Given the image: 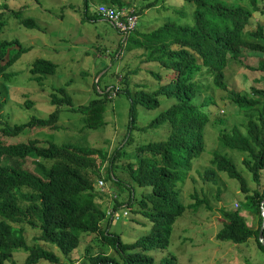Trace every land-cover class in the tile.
<instances>
[{"label": "trees", "instance_id": "16d2710c", "mask_svg": "<svg viewBox=\"0 0 264 264\" xmlns=\"http://www.w3.org/2000/svg\"><path fill=\"white\" fill-rule=\"evenodd\" d=\"M98 1L99 4L118 9L134 7L132 9L136 14H141L143 9L155 4L154 0L146 3L145 0ZM188 1L195 4L192 26L166 23L148 33L136 29L126 45L118 44L115 54L111 55L114 63L122 51H142L139 59L149 65L148 74L156 84V89L148 91L144 84L135 83L132 86L128 76L124 77L126 86L118 89L117 95L123 93L130 102V131L137 128L138 106L154 110L159 107V97L175 100L150 124L151 127L165 125L169 131L167 139L137 147L136 160L122 166V170L129 173V180L117 177L114 173L115 168L119 171L121 165L118 162L125 154V146L121 145L109 154L85 145L44 144L36 139H18L26 131L35 128L58 131L60 115L65 109L83 115L86 118V130H100L106 124L105 115L113 87L107 91L109 86L103 94H99V80L94 85L97 97L88 105L77 107L67 91V85L57 88L48 96L50 104L55 107L48 119L32 118L28 123L14 127L3 122L5 103L0 101V264H16L13 257L18 253L25 254L23 264H67L54 251L28 245L22 231L13 224H26L36 229L38 237L35 240L49 249L57 248L66 260H70V255L81 246L83 236L94 235L111 245L117 257L102 253L89 255L91 264H155L147 252L167 248L172 226L187 208L198 209L203 203L208 205V201L198 196L194 197V203L185 205L180 202L175 191L178 182L185 180L194 162L205 151V129L212 119L205 108H209L213 102L211 99L202 104L195 102L201 80L212 81L216 89L228 93L238 109H245V133L234 127L230 132H220L219 142L221 149L227 148L245 156L242 163L255 185L253 189L248 187L228 157L218 151L213 154L211 163L214 168L206 170L201 178L216 183L218 174L224 173L229 179L237 181L247 200V207L258 217V228L253 231L236 211L222 209L224 222L217 239L241 245L253 238L264 254V246L258 241L263 222L260 207L264 199V80L259 88L252 89L256 95L253 98L228 90L225 82L228 61L236 59L234 48L245 44L249 49H255L253 47L256 45L260 47L256 49L260 55L257 69L264 76V25L259 23L257 29L249 33V38L256 44L245 42L243 37L253 13L261 11L264 14V5L260 7L263 0ZM94 3L96 0L84 1L86 20H102L95 11H91ZM11 13L25 29L40 30L32 17L24 16L21 10L13 9ZM2 17L3 12L0 13V20ZM4 23V20L0 22V35ZM30 49L21 46L18 40H0V77L5 81L10 80L13 74L8 72L9 69ZM57 68L51 61L36 59L29 64L28 73L31 80L42 84L47 76L55 75ZM25 105L31 107L32 103L25 101ZM28 159L50 163L49 171H41L39 176L24 170L23 164ZM104 165L109 167V175L105 180L118 187L124 185L129 190L126 199L114 197L111 214L99 203L107 194L100 193L94 187V181L101 177ZM135 187L142 190L138 202L140 212L152 224V228L148 235L126 244L110 228L119 209L124 205H132ZM160 264L177 262L170 257Z\"/></svg>", "mask_w": 264, "mask_h": 264}, {"label": "rangeland", "instance_id": "374dc122", "mask_svg": "<svg viewBox=\"0 0 264 264\" xmlns=\"http://www.w3.org/2000/svg\"><path fill=\"white\" fill-rule=\"evenodd\" d=\"M84 1L0 0V13H4L0 22L5 21L0 40H18L21 46L31 47L9 69L8 72L13 74L10 80L5 81L0 77V101L5 103L2 110L3 122L14 127L26 124L32 118L48 119L55 110V107L50 104L49 94L66 85L74 106L88 105L97 97L94 85L101 80L97 85V91L101 89L99 94H103L106 88L111 86L107 88V91L113 87L116 95L112 97L113 91L111 92L109 97L111 101L107 105L105 115L106 124L100 130H86V118L65 109L60 115L58 131L35 128L26 131L18 139L23 141L36 139L44 144L85 145L93 149H102L109 154L121 145L125 146V154L118 162V165H121L119 171L115 168L114 173L117 177L129 180V173L123 171L122 166L128 161L136 160L137 147L167 139L169 131L165 125L151 127L150 124L160 113L174 104L175 100L159 97V107L154 110L138 106L137 128L130 131V102L123 93L117 95V90L125 88V76H128L132 86L140 83L144 84L148 91L156 89L155 82L148 74L150 67L139 59L142 51L132 53L122 51L112 63L111 55L115 54L118 44L122 43L125 46L127 42H123L111 23L103 19L86 20ZM146 1L152 0H145V3ZM263 1L260 2L261 8L264 5ZM99 2L96 0V3L91 5V11H95V5ZM154 2L152 7L145 8L141 14H137V29L148 33L166 23L180 26L194 24V2L188 0H154ZM13 9H19L24 16L32 17L40 30L22 27L12 16ZM126 9L129 8L126 7ZM135 10L138 11L137 8ZM259 23L264 25V14L261 11H255L250 25L243 34L245 42L254 43V40L249 38V33L254 32ZM245 46L248 45L234 48L236 59L228 61L225 82L228 90L240 96L253 98L256 95L252 89L259 88L264 80L263 74L257 69L260 55L256 49L260 47L256 45L253 47L255 49H249ZM36 59H45L58 66L55 75L47 76L42 84L31 80L28 73L29 64ZM101 70L102 72L97 76ZM198 91L196 103L202 104L207 99L213 102L209 108H205L212 117L205 129V151L194 162L193 169L185 180L178 182L175 191L178 193L180 202L185 205L194 203L196 196L208 201V205L203 203L198 209L187 208L185 213L174 222L167 248L153 249L147 254L154 259L155 264H160L162 260L170 257L174 258L177 264H264V254L253 238L241 245L217 239V234L224 222L222 209L236 211L244 218L250 230L254 231L258 228V217L247 207V200L240 191L238 182L229 179L224 173L218 174L216 183L207 182L201 178L206 170L214 168L211 161L213 154L218 151L233 161L248 187L255 188L251 174L242 163L245 156L227 148L221 149L219 142L220 132H230L234 127H237L241 133H245L247 113L245 109H238L227 92L216 89L212 81H199ZM25 101H30L32 106L27 107ZM125 138L127 140L122 144ZM49 167L48 162L32 159H28L26 164H23L24 170L39 176L41 171L48 172ZM107 175H109V167L104 165L101 177L97 179L104 181L109 195L107 194L99 203L102 208L112 211L115 203L113 195L123 200L129 196V190L124 185L118 187L106 181ZM97 179L94 181L96 190H98ZM262 182L264 183V171ZM134 190L132 205H124L119 209L116 214L119 219H115L110 228L126 244L134 243L148 235L152 228V224L140 212L138 202L141 199L142 190L138 187ZM125 213L127 216H124ZM13 226L22 231L28 245L54 251L67 264H91L89 255L94 256L99 253L117 257L111 245L103 242L101 237L90 235L83 236L81 246L70 255L71 261L66 260L57 248L49 249L35 240L38 237L36 229L26 224H13ZM24 258V253H18L13 257L16 264H23Z\"/></svg>", "mask_w": 264, "mask_h": 264}, {"label": "built area", "instance_id": "2783aa9c", "mask_svg": "<svg viewBox=\"0 0 264 264\" xmlns=\"http://www.w3.org/2000/svg\"><path fill=\"white\" fill-rule=\"evenodd\" d=\"M95 12L102 17L103 20L111 23L116 31L120 34L123 42H127L129 36L137 29L138 16L133 9H118L108 4H97ZM116 95V91L112 92V97ZM98 191L102 194H108L106 184L103 180H98ZM116 197V195H113ZM113 211H108L111 214ZM127 216V213L124 214ZM117 220L119 217L116 218Z\"/></svg>", "mask_w": 264, "mask_h": 264}, {"label": "water", "instance_id": "95a60500", "mask_svg": "<svg viewBox=\"0 0 264 264\" xmlns=\"http://www.w3.org/2000/svg\"><path fill=\"white\" fill-rule=\"evenodd\" d=\"M261 216H263V222H261L260 230L258 233V241L262 246H264V199L262 202V207H260Z\"/></svg>", "mask_w": 264, "mask_h": 264}]
</instances>
